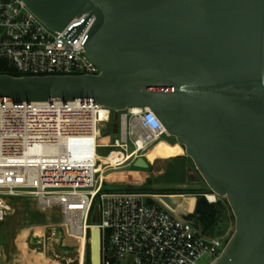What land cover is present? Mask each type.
Returning <instances> with one entry per match:
<instances>
[{"label": "water", "instance_id": "obj_1", "mask_svg": "<svg viewBox=\"0 0 264 264\" xmlns=\"http://www.w3.org/2000/svg\"><path fill=\"white\" fill-rule=\"evenodd\" d=\"M21 1L54 31L85 14L64 37L91 20L81 45L100 73L3 74L0 101L150 109L234 216L211 264H264V0ZM133 165L148 167L143 157Z\"/></svg>", "mask_w": 264, "mask_h": 264}, {"label": "built area", "instance_id": "obj_2", "mask_svg": "<svg viewBox=\"0 0 264 264\" xmlns=\"http://www.w3.org/2000/svg\"><path fill=\"white\" fill-rule=\"evenodd\" d=\"M84 16L54 31L21 0H0V61L17 74L11 76L98 75L81 45L91 20L73 42L64 37ZM126 110L117 137L106 144L125 156L123 164L168 136L150 109ZM111 112L96 101H0V222L13 200L32 198L42 209L60 210L67 235L83 256L87 245L91 253L96 228L98 264H200L204 258L211 264L229 237L204 232L188 213L177 215L151 195L101 192L102 162L96 150L106 146L98 140ZM204 197L209 203L217 200ZM95 206L97 224L89 223Z\"/></svg>", "mask_w": 264, "mask_h": 264}, {"label": "rangeland", "instance_id": "obj_3", "mask_svg": "<svg viewBox=\"0 0 264 264\" xmlns=\"http://www.w3.org/2000/svg\"><path fill=\"white\" fill-rule=\"evenodd\" d=\"M131 112L139 111L131 109ZM125 113L127 110L110 113L104 129L100 133L98 143L106 145L114 141L119 132V118ZM175 144L178 143L173 137L165 135L162 136V139L152 143L148 151L141 153V157L148 163L147 168L135 167L134 161L123 164L125 156L120 151L110 148L109 145L97 148L96 154L102 162L98 170L101 171L103 178L101 192H140L157 198L161 205L171 212L179 213L185 210L189 204L188 196H195V194L177 196L178 194L168 195L165 193L178 189L207 191L209 188L191 159L186 156L182 146L180 147L183 153L173 157H160L153 153L168 152ZM110 150L113 151L108 154ZM131 150L132 146L129 145L128 152ZM177 157L186 159L185 181L183 184L167 183V169ZM118 161H121L119 165H123L107 170L103 168V165L108 163L117 165ZM206 195L212 201L215 199L213 193ZM183 196L186 198L183 199ZM225 212L222 221H219L213 228L212 235L215 237L224 236L227 238L234 231V216L230 215L228 209ZM193 221L197 225L195 220ZM89 223H92L91 219ZM223 244V248H225V239ZM88 247L90 250V245H87ZM87 248L84 256L81 255L80 247L75 239L67 235L62 214L58 208L42 209L32 198L13 200L6 219L0 222V264H87ZM210 262L211 259L204 258L200 264H209ZM89 263L91 264V253Z\"/></svg>", "mask_w": 264, "mask_h": 264}, {"label": "trees", "instance_id": "obj_4", "mask_svg": "<svg viewBox=\"0 0 264 264\" xmlns=\"http://www.w3.org/2000/svg\"><path fill=\"white\" fill-rule=\"evenodd\" d=\"M17 75L5 61H0V75ZM160 157H173L176 155H180L183 153L182 148L180 145L175 144L170 151H158L153 152ZM152 154V153H151ZM174 163L170 165L167 169V176L166 182L167 183H177L183 184L185 181L186 176V159L183 157H177L174 159ZM140 193V192H138ZM212 193L210 190L204 191H194L192 189H178L174 190L170 193L165 194H195V196H188L189 197V204L185 208L186 211H192L187 215V218L195 220L197 225H199L202 230L206 233L212 234L214 226L219 222L222 221L223 215L226 209L229 210L230 215L232 216L231 210L225 198H218L216 202L209 203L204 194ZM196 197V198H195ZM183 198H186L183 196ZM210 199V198H209ZM211 200V199H210ZM212 201V200H211ZM87 264L89 263V255L90 250L89 247L87 248ZM112 264H118V262L113 261Z\"/></svg>", "mask_w": 264, "mask_h": 264}, {"label": "bare ground", "instance_id": "obj_5", "mask_svg": "<svg viewBox=\"0 0 264 264\" xmlns=\"http://www.w3.org/2000/svg\"><path fill=\"white\" fill-rule=\"evenodd\" d=\"M130 109H138V111L140 112V108H130ZM139 112H136V113H139ZM112 165L115 166V164H112ZM101 176H102V174H101ZM93 229H94V232H93V264H98V262H99V256H98L97 233H96L95 228H93ZM80 250H81V255H83L82 249H80Z\"/></svg>", "mask_w": 264, "mask_h": 264}, {"label": "crops", "instance_id": "obj_6", "mask_svg": "<svg viewBox=\"0 0 264 264\" xmlns=\"http://www.w3.org/2000/svg\"><path fill=\"white\" fill-rule=\"evenodd\" d=\"M177 196H181V195H177ZM184 199V198H183ZM175 214H178V215H180V214H185V213H191L192 211H186V210H182V211H180L179 213H177L176 211H173Z\"/></svg>", "mask_w": 264, "mask_h": 264}]
</instances>
